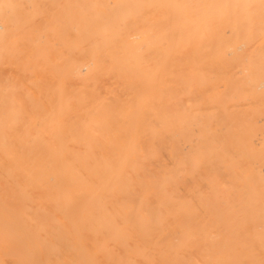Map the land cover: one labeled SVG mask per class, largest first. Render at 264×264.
<instances>
[{
    "label": "bare ground",
    "instance_id": "obj_1",
    "mask_svg": "<svg viewBox=\"0 0 264 264\" xmlns=\"http://www.w3.org/2000/svg\"><path fill=\"white\" fill-rule=\"evenodd\" d=\"M0 264H264V0H0Z\"/></svg>",
    "mask_w": 264,
    "mask_h": 264
}]
</instances>
